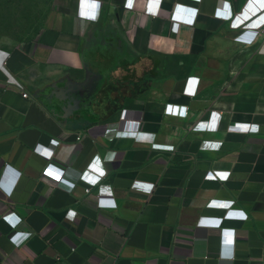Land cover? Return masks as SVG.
<instances>
[{
	"label": "crops",
	"instance_id": "1",
	"mask_svg": "<svg viewBox=\"0 0 264 264\" xmlns=\"http://www.w3.org/2000/svg\"><path fill=\"white\" fill-rule=\"evenodd\" d=\"M126 1L0 43V264H264V0Z\"/></svg>",
	"mask_w": 264,
	"mask_h": 264
},
{
	"label": "rangeland",
	"instance_id": "2",
	"mask_svg": "<svg viewBox=\"0 0 264 264\" xmlns=\"http://www.w3.org/2000/svg\"><path fill=\"white\" fill-rule=\"evenodd\" d=\"M59 0H0V43L29 40L52 25Z\"/></svg>",
	"mask_w": 264,
	"mask_h": 264
},
{
	"label": "built area",
	"instance_id": "3",
	"mask_svg": "<svg viewBox=\"0 0 264 264\" xmlns=\"http://www.w3.org/2000/svg\"><path fill=\"white\" fill-rule=\"evenodd\" d=\"M125 6L133 9L135 7V0H127L125 3ZM215 15L220 17V18H224V19L230 18L232 16V12L229 11V3L224 1L222 3V5L216 9ZM8 55H9L8 52H6L4 50H0V60L7 58ZM9 81L14 83L18 88H20L22 90V95L24 97L29 96V93L25 90L24 85L20 81L14 79V78H11V77L9 78ZM187 112H188V106H185V105L168 103L165 106V113L169 114V115L186 117ZM220 122H221V115L217 114L215 111H213V112H211L209 120L202 121L200 123L195 124L193 126V129L194 130H196V129H198V130H215L219 127ZM117 126H118L117 123L109 126V129L106 132V134L109 138L113 139L120 133V130L118 129ZM256 128H257L256 126L252 127V129H256ZM258 129L259 128H257V130ZM137 138H139V139L143 138L142 134H139V136ZM77 139L80 140L81 137L79 136ZM221 145H222L221 141L207 140V141L203 142V147H205V148L220 149ZM101 173H103V175H93V174L89 173V170H88L87 172H85L82 175L83 180L89 184V186L87 188V192H90L92 187L97 186L99 188L98 189L99 196H103L104 194H109V195L113 194V191L111 189L104 188L100 184V181L102 180V177L104 176V172H101ZM148 186H150V187H148ZM148 186H147L148 187L147 189L149 191H152L154 188V185L149 184ZM233 204H234V201L224 202V201L210 200L207 205L230 207Z\"/></svg>",
	"mask_w": 264,
	"mask_h": 264
},
{
	"label": "flooded vegetation",
	"instance_id": "4",
	"mask_svg": "<svg viewBox=\"0 0 264 264\" xmlns=\"http://www.w3.org/2000/svg\"><path fill=\"white\" fill-rule=\"evenodd\" d=\"M113 56H115V57H118V56H119V54H117V55H116V54H114Z\"/></svg>",
	"mask_w": 264,
	"mask_h": 264
},
{
	"label": "snow or ice",
	"instance_id": "5",
	"mask_svg": "<svg viewBox=\"0 0 264 264\" xmlns=\"http://www.w3.org/2000/svg\"><path fill=\"white\" fill-rule=\"evenodd\" d=\"M148 187H150V186H148Z\"/></svg>",
	"mask_w": 264,
	"mask_h": 264
}]
</instances>
